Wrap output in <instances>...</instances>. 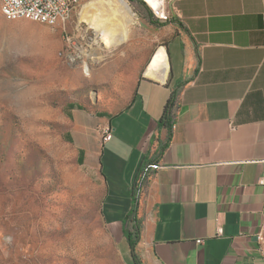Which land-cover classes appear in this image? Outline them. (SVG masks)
<instances>
[{
  "label": "crops",
  "instance_id": "0c3cea01",
  "mask_svg": "<svg viewBox=\"0 0 264 264\" xmlns=\"http://www.w3.org/2000/svg\"><path fill=\"white\" fill-rule=\"evenodd\" d=\"M171 9L167 77L125 83L123 106L104 114L112 138L81 144L78 161L99 180L125 264H264V0ZM104 148L122 161L102 162Z\"/></svg>",
  "mask_w": 264,
  "mask_h": 264
},
{
  "label": "rangeland",
  "instance_id": "374dc122",
  "mask_svg": "<svg viewBox=\"0 0 264 264\" xmlns=\"http://www.w3.org/2000/svg\"><path fill=\"white\" fill-rule=\"evenodd\" d=\"M88 1L49 24L10 19L0 0V264H125L101 214L105 194L79 149L93 136L104 140V114L123 106V85L166 46L173 19L161 22L144 0H128L138 21L112 48L84 19ZM72 104L83 110L73 113ZM119 152L107 149L102 162L122 161Z\"/></svg>",
  "mask_w": 264,
  "mask_h": 264
},
{
  "label": "bare ground",
  "instance_id": "6f19581e",
  "mask_svg": "<svg viewBox=\"0 0 264 264\" xmlns=\"http://www.w3.org/2000/svg\"><path fill=\"white\" fill-rule=\"evenodd\" d=\"M147 1L153 5L158 3V0ZM1 2L3 13L6 16L14 15V17H8L10 19H30L42 22L36 18L33 12L19 11L18 5L10 6L5 0H1ZM82 15L85 20L98 28V36L101 35L100 38L112 48L128 39L132 27L138 21V15L128 0H90L83 5ZM57 22V19L46 20V23L49 24ZM117 35L121 37L116 39ZM168 68L167 50L161 46L154 53L145 71L148 76L165 79Z\"/></svg>",
  "mask_w": 264,
  "mask_h": 264
},
{
  "label": "built area",
  "instance_id": "2783aa9c",
  "mask_svg": "<svg viewBox=\"0 0 264 264\" xmlns=\"http://www.w3.org/2000/svg\"><path fill=\"white\" fill-rule=\"evenodd\" d=\"M81 0H5L6 3L11 5H18L19 11L33 12L36 18L43 23L47 19H57V21H65L71 16L76 6ZM145 3L150 7L153 16L161 22H169L173 19L171 3L174 0H158V3L153 5L147 0ZM7 17H14L9 14ZM235 124L232 123V129H235ZM113 136L111 127L104 130V140H110ZM224 230L221 226L218 227L217 234L222 235ZM257 238L260 242L264 243V226L258 233ZM198 243H202L203 239L198 238Z\"/></svg>",
  "mask_w": 264,
  "mask_h": 264
},
{
  "label": "trees",
  "instance_id": "16d2710c",
  "mask_svg": "<svg viewBox=\"0 0 264 264\" xmlns=\"http://www.w3.org/2000/svg\"><path fill=\"white\" fill-rule=\"evenodd\" d=\"M128 239H129L132 254L134 255V258L137 259V256L135 253L136 240H134L131 235L128 236Z\"/></svg>",
  "mask_w": 264,
  "mask_h": 264
}]
</instances>
